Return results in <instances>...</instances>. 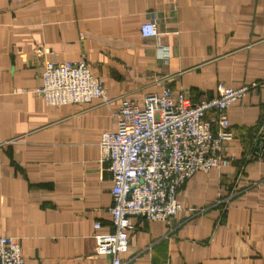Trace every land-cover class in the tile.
Returning a JSON list of instances; mask_svg holds the SVG:
<instances>
[{
	"label": "crops",
	"instance_id": "crops-1",
	"mask_svg": "<svg viewBox=\"0 0 264 264\" xmlns=\"http://www.w3.org/2000/svg\"><path fill=\"white\" fill-rule=\"evenodd\" d=\"M151 19L160 34L146 37ZM84 57L111 105L54 106L36 92L46 59ZM253 81H264V0H0V235L18 240L25 264H113L94 234L111 228L99 143L121 103ZM228 114L222 168L188 179L170 220L135 216L125 264H264V85Z\"/></svg>",
	"mask_w": 264,
	"mask_h": 264
},
{
	"label": "built area",
	"instance_id": "built-area-1",
	"mask_svg": "<svg viewBox=\"0 0 264 264\" xmlns=\"http://www.w3.org/2000/svg\"><path fill=\"white\" fill-rule=\"evenodd\" d=\"M146 37L160 34L151 19L141 27ZM37 48V55L45 54ZM264 81L239 87L223 84L215 95L195 100L184 90L171 87L148 93L141 101L125 99L118 107L115 129L102 133L101 152L113 179L111 228L98 232L95 254L109 256L113 264H125L133 218L170 220L180 209L179 190L195 173L221 169L234 137L228 111ZM36 92L54 106L82 104L101 99L111 105L104 78L93 72L88 60L46 59ZM100 221L96 227H101ZM0 264H25L14 236L0 235ZM168 264V263H166Z\"/></svg>",
	"mask_w": 264,
	"mask_h": 264
},
{
	"label": "water",
	"instance_id": "water-1",
	"mask_svg": "<svg viewBox=\"0 0 264 264\" xmlns=\"http://www.w3.org/2000/svg\"><path fill=\"white\" fill-rule=\"evenodd\" d=\"M263 143H264V138H260L259 141H258V143H257V146H256L255 151H257V152H262V151H264V147L262 148ZM263 154H264V153H263Z\"/></svg>",
	"mask_w": 264,
	"mask_h": 264
}]
</instances>
